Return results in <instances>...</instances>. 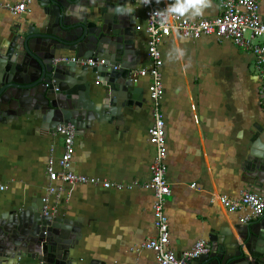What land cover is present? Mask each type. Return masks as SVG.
I'll use <instances>...</instances> for the list:
<instances>
[{
  "label": "crops",
  "instance_id": "1",
  "mask_svg": "<svg viewBox=\"0 0 264 264\" xmlns=\"http://www.w3.org/2000/svg\"><path fill=\"white\" fill-rule=\"evenodd\" d=\"M21 1L0 0V45L20 22L39 11L38 0H32L19 15L7 8ZM152 1L163 12L176 4V0ZM132 2L133 29L142 53L137 70H148L152 61L146 14L139 1ZM200 11L203 15L190 13L185 18L218 17L219 0H207ZM259 16L264 22V2ZM159 48L164 63V95L159 103L165 120V165L171 188L165 211L170 249L182 257L198 241L209 243L220 232L230 231L238 237L235 225L241 224L243 213L229 212L219 197L237 198L250 192L243 162L254 135L264 130V108L256 60L231 40L213 35L193 39L174 33ZM93 80L95 89L101 88L102 78ZM149 84L150 77L135 82L143 90V101L125 108L121 120L78 131L72 171L99 183L59 182V192L51 197L54 217L84 226L74 252L82 264H158L156 253L143 246L157 236L155 196L145 187L156 157L149 141L154 123ZM62 152L63 139L56 132L49 134L33 117L2 127L0 213L11 211L12 205L23 208L40 200L49 185L48 161L58 159Z\"/></svg>",
  "mask_w": 264,
  "mask_h": 264
},
{
  "label": "water",
  "instance_id": "2",
  "mask_svg": "<svg viewBox=\"0 0 264 264\" xmlns=\"http://www.w3.org/2000/svg\"><path fill=\"white\" fill-rule=\"evenodd\" d=\"M132 1L38 0L34 17L20 22L0 45V129L33 117L49 134L62 124L89 130L121 120L125 108L143 101V90L130 77L142 57L128 14ZM65 51L78 58H103L107 64L89 67L60 61ZM97 76L102 86L96 90ZM260 132L243 164L249 191L264 197V130ZM42 208L40 198L0 213V264L15 255L29 264L44 258L51 264H82L74 256L82 222L47 216ZM235 230L241 239V227L235 225ZM238 237L220 232L210 239L209 252L190 264H249ZM247 248L264 262V245L253 241Z\"/></svg>",
  "mask_w": 264,
  "mask_h": 264
},
{
  "label": "built area",
  "instance_id": "3",
  "mask_svg": "<svg viewBox=\"0 0 264 264\" xmlns=\"http://www.w3.org/2000/svg\"><path fill=\"white\" fill-rule=\"evenodd\" d=\"M137 1L141 3L146 14V31L149 36L148 55L152 61V67L148 70L132 71L130 77L135 82L139 78L150 77L149 94L154 105V123L149 130V141L156 149V157L151 166L152 177L145 187L153 191L155 196L153 213L157 236L147 240L143 246L145 249L156 253L158 264H190L192 259L207 254L209 247L206 241H198L194 248L182 257L177 256L170 249L169 219L165 207L167 198L171 195V188L165 165L168 152L165 120L159 103L164 95L162 79L164 63L159 47L165 38L174 33L193 39L213 35L219 39L231 40L237 47L250 52L256 60L260 75V103L264 108V22L259 16L264 0H219L221 14L214 19L192 21L185 17L171 16L163 27L160 23V17L155 15L157 12L163 11L158 9L152 0L150 2L147 0ZM31 2L32 0H22L20 3L7 8L12 13L19 15L27 11ZM141 28L137 27L138 30ZM60 61L78 63L89 67L107 64L106 59L103 58H78L74 55L64 56ZM115 69H120V66H115ZM99 83L100 81H96V84ZM77 133V128L71 124H62L56 129V134L63 139V152L58 159L52 157L47 164L49 185L46 194L41 198L42 210L47 216H53L51 197L59 192L56 187L57 183L66 185H97L99 183L96 178H90L72 171ZM104 186L110 187V184L104 183ZM219 203L229 212L243 213L239 220L241 224L257 219L264 212V197L254 192H244L237 198L220 196Z\"/></svg>",
  "mask_w": 264,
  "mask_h": 264
},
{
  "label": "flooded vegetation",
  "instance_id": "4",
  "mask_svg": "<svg viewBox=\"0 0 264 264\" xmlns=\"http://www.w3.org/2000/svg\"><path fill=\"white\" fill-rule=\"evenodd\" d=\"M62 55V57L71 56L74 55V53L71 51H65ZM239 226L241 227L243 233V236L240 239V243L244 246L245 251L248 254L249 264H264L263 259L261 257H259L254 252H251V250L247 248V246L249 247L252 245L253 241L258 243L259 245H264V212L257 219L245 224H240ZM249 231L253 232L255 235L251 234L249 236ZM5 264H29V262H25L23 261V259L20 260V258L15 255L8 261H6ZM40 264H51V262L48 259L44 258V260Z\"/></svg>",
  "mask_w": 264,
  "mask_h": 264
},
{
  "label": "clouds",
  "instance_id": "5",
  "mask_svg": "<svg viewBox=\"0 0 264 264\" xmlns=\"http://www.w3.org/2000/svg\"><path fill=\"white\" fill-rule=\"evenodd\" d=\"M147 2H150V0H147ZM156 2L160 3L161 0H156ZM206 2L207 0H176L175 5H171L165 12H157L155 15L160 17V23L163 27L167 24L168 19L171 16L177 18L187 17L192 13V10H196L192 15H203L200 9L206 4ZM120 7L121 6H117L116 8L119 9ZM127 8L128 14L131 16L135 9L131 5H128Z\"/></svg>",
  "mask_w": 264,
  "mask_h": 264
}]
</instances>
